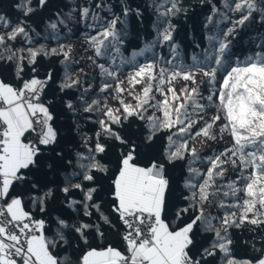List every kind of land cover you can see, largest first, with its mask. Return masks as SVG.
Wrapping results in <instances>:
<instances>
[{"label": "snow or ice", "instance_id": "snow-or-ice-1", "mask_svg": "<svg viewBox=\"0 0 264 264\" xmlns=\"http://www.w3.org/2000/svg\"><path fill=\"white\" fill-rule=\"evenodd\" d=\"M198 3L207 44L193 38L190 62L188 0H151L130 55L145 12L127 0L0 12V264H264V237L238 258L230 231L264 230V53L233 44L257 16L264 26V0ZM69 23L90 30L76 29L79 50L62 42ZM41 26L55 47L35 43Z\"/></svg>", "mask_w": 264, "mask_h": 264}, {"label": "trees", "instance_id": "trees-1", "mask_svg": "<svg viewBox=\"0 0 264 264\" xmlns=\"http://www.w3.org/2000/svg\"><path fill=\"white\" fill-rule=\"evenodd\" d=\"M121 0H104V3L106 5H111L115 11H119V5ZM129 4H131L133 7L140 6L142 10L145 12V25L142 29H138L134 26L132 34L129 39L128 43V52L124 53L125 55H130L131 50L134 47H137L139 42L136 39V31H140L141 33L148 34L150 33V23L152 19V13L151 10L146 7L147 4L151 3V0H127ZM189 3L194 4L196 6V14L191 16V18L186 22L188 25V34H185L184 29H181L180 36L178 37V40L181 42L182 45V55L185 57L186 60H189L193 52L199 54L201 52L200 48H195L193 45V38L199 43H201V47L206 46L207 42L202 39L201 34V25L200 21L203 19V16L207 13V9L201 10V6L198 3V0H188ZM215 3H217L218 7H220L223 10V5L226 2V0H214ZM16 3H21V0H0V12L6 14L9 18L15 20V18L18 15H22L18 10H16L13 5ZM86 3V0H53V4L62 7L65 12L69 11L70 8L75 7L77 4L84 5ZM33 7L36 6L35 0H33ZM107 9H104L101 12V15H107ZM40 15L47 16L49 15L48 10H44V12L41 14L38 13L33 16L34 21H38L40 19ZM176 23H185L183 21V18H181L179 21H175ZM195 30H193V27ZM69 28L72 29L73 32H76V29L79 28L80 32H87L90 31L89 29H86L83 24L75 25L73 23H69ZM37 31L41 32V37L35 38V43H44L47 47H55V42L51 40V37H49L48 40H44L43 37V27L37 28ZM67 30L62 31L61 35H64ZM71 35V34H69ZM79 37V32H76V36L71 37V39L67 41L62 42H69L73 43L77 46V50H79L80 45L83 43L82 39H77ZM150 38V36H148ZM234 44V51L237 54H242L241 58L245 55H251L255 52H262L264 53V47H260V45L264 44V26H261L259 23V17L257 16V20L254 23H251L248 27L244 28L243 30L238 31V35L233 40ZM35 46V45H32ZM166 51V50H165ZM146 55H151V53H147ZM142 59V58H141ZM40 62L42 66L44 67H51L56 66L57 68H60L62 71V67L59 65L58 60L55 58H44L40 57ZM190 62V60H189ZM127 75V71L121 75V79H124V76ZM66 119H70V116ZM85 129L90 127V125H83ZM157 143L155 145L156 148H158L160 151L163 150V146L167 143V140L165 137L158 135ZM228 140L227 134L225 135V139L223 141H219L217 143L209 142L208 144L204 145V149L206 152L209 151L210 148H216L220 149ZM196 147L200 148V141L199 138L196 139ZM114 159V157H113ZM200 167H204L203 164L199 165ZM181 171V167L178 166L175 170V174H179ZM182 179V178H181ZM104 209L107 212V201L104 202ZM231 235L232 239L234 241L233 251L237 255L238 258H250L253 256L258 255V253L254 252L251 244L245 245L244 241H252L253 238H255L256 247L260 248L261 245V238L264 237V230L256 229L255 231L250 230V227L242 226L240 229H232ZM210 238V237H209ZM217 261H219V257L217 258Z\"/></svg>", "mask_w": 264, "mask_h": 264}]
</instances>
